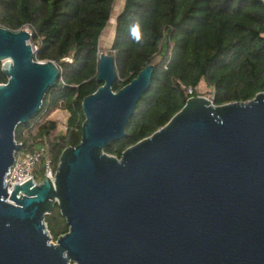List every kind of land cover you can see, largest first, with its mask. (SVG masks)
Segmentation results:
<instances>
[{
    "label": "water",
    "instance_id": "1",
    "mask_svg": "<svg viewBox=\"0 0 264 264\" xmlns=\"http://www.w3.org/2000/svg\"><path fill=\"white\" fill-rule=\"evenodd\" d=\"M29 39L0 27V264H264V93L220 106L191 97L117 158L105 149L125 137L154 66L114 92V59L101 53L79 144L54 179L8 195L15 131L60 77ZM55 205L68 232L53 243L44 218Z\"/></svg>",
    "mask_w": 264,
    "mask_h": 264
},
{
    "label": "trees",
    "instance_id": "2",
    "mask_svg": "<svg viewBox=\"0 0 264 264\" xmlns=\"http://www.w3.org/2000/svg\"><path fill=\"white\" fill-rule=\"evenodd\" d=\"M115 0H0V27L27 29L37 61L59 70L39 113L15 131L25 153L46 147L35 173L44 178V160L54 172L60 155L79 144L82 101L97 82L100 40ZM109 53L114 59V92L147 65L154 66L148 90L125 126V137L105 153L120 158L128 147L165 126L201 88L220 106L248 102L264 93V0H124L115 20ZM7 82L1 72L0 84ZM205 94V93H204ZM67 113L65 130L50 115ZM45 223L56 241L68 232L57 205Z\"/></svg>",
    "mask_w": 264,
    "mask_h": 264
},
{
    "label": "built area",
    "instance_id": "3",
    "mask_svg": "<svg viewBox=\"0 0 264 264\" xmlns=\"http://www.w3.org/2000/svg\"><path fill=\"white\" fill-rule=\"evenodd\" d=\"M33 51H36V47H33ZM209 101L212 102V96L209 95ZM46 147H42L38 151L25 153L22 156L15 155V162L10 169L9 173L5 177V182L8 183L7 193L11 194L14 186L23 185L29 180L33 183V185H38L42 181H37L35 178V170L37 165L40 163L42 156L45 154ZM55 172L52 170L51 162L49 158H45L44 160V178L54 179ZM43 178V179H44Z\"/></svg>",
    "mask_w": 264,
    "mask_h": 264
},
{
    "label": "rangeland",
    "instance_id": "4",
    "mask_svg": "<svg viewBox=\"0 0 264 264\" xmlns=\"http://www.w3.org/2000/svg\"><path fill=\"white\" fill-rule=\"evenodd\" d=\"M123 4H124V0H115L111 19H110L109 24L107 25L106 29L104 30L103 35H102L101 40H100V51H101L100 53H105V54L109 53V50H110V47H111L112 41H113V36H114L115 20H116L117 15L119 14L120 10L122 9ZM27 32L29 33V35H31L29 30H27ZM29 43L32 45V42L30 41V39H29ZM201 92L203 94V95H201V97L208 98V96L210 95V94L206 93L205 88H201ZM50 119L57 122L59 130H62V131L65 130L66 121H67V113L66 112H63V111L54 112L53 114L50 115ZM24 154H25V152H23L22 150H19L16 153V156L18 157V156H22ZM35 178L37 179L38 182L41 181V177H40L39 173H35ZM51 241L53 243L55 242L53 240H51Z\"/></svg>",
    "mask_w": 264,
    "mask_h": 264
}]
</instances>
